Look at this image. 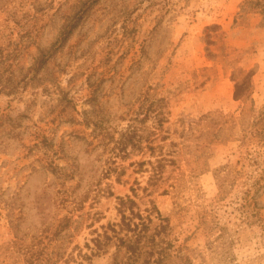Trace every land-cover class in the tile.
<instances>
[{
  "label": "rangeland",
  "instance_id": "rangeland-1",
  "mask_svg": "<svg viewBox=\"0 0 264 264\" xmlns=\"http://www.w3.org/2000/svg\"><path fill=\"white\" fill-rule=\"evenodd\" d=\"M263 128L264 0H0V264H144L126 196L164 264H264Z\"/></svg>",
  "mask_w": 264,
  "mask_h": 264
},
{
  "label": "trees",
  "instance_id": "trees-1",
  "mask_svg": "<svg viewBox=\"0 0 264 264\" xmlns=\"http://www.w3.org/2000/svg\"><path fill=\"white\" fill-rule=\"evenodd\" d=\"M70 31H71V28H68V29L65 28L62 31L60 35V39L57 41L56 47H59L62 44V42L66 39ZM52 53H53V50L52 51L50 50L48 52L47 57L51 56ZM245 85H248V83L246 82V79L236 84V87H235V90H236L235 97L236 98H239L242 96V88ZM164 114L162 115V118H161L162 124L167 122V118L164 116ZM216 118H218V120ZM219 119H220L219 115L214 116V117L212 115H205L199 119L198 121L199 123H195V124L196 126L198 124H204L205 126L206 124L207 127H210L211 125L221 126L223 121ZM252 133L253 132L250 130L248 133V136L249 134H250V137L254 136V134L252 135ZM204 135L205 134L202 135L201 133L199 137L201 138V136H204ZM184 139L186 140V138ZM203 144L202 146H204ZM148 147H149L148 149L150 150L153 149L152 146H148ZM163 162L172 163L173 161L162 157L159 161H157L156 164L149 163L151 167L149 178H152V180L156 181L158 178L162 177V172H163L162 169L164 168V165H165V163L163 164ZM231 168H232L231 164H225L218 171V173L222 172V175L218 176L219 177L218 179L219 188H220L221 194L224 192L226 185L229 183L227 176L231 173ZM250 193H251L250 189H247L246 192H244V194L246 195V199L241 205L242 208H245V207L254 208L255 202L251 198V196H249ZM117 205H118L117 213L119 215L120 222L119 224H116L115 226L118 227V231H116L113 227L109 226L110 231L113 234H117V233L119 234L124 231L125 234L122 237L116 238V245L123 247L131 254H136L139 252L140 244L144 240L146 244H148L149 246V251L145 252L146 255L149 257L146 259L144 264H164L166 258L168 257L167 247L169 244L165 243V246L158 245V243L155 242V237L159 234L166 233V231L169 229L168 220L160 215V212L158 211V209L153 203L151 204L152 206L149 210H145L146 211L145 216L138 210L135 201L129 196H126L124 198L122 197L117 198ZM153 216L155 219L158 220L159 223L157 226L154 227L153 233L150 235H147V233L149 232V226L153 220ZM252 217L258 220L257 214H254V212L250 215L245 214L244 216V218L246 219H249ZM205 229L209 230L210 228L206 227ZM101 237L104 240H102ZM111 238L112 237L109 236L107 234V231L105 230L102 236L98 234L95 238H93L92 242L96 249H100L103 246V244L108 243L111 240ZM85 257L88 258L87 256ZM78 264H82V262H79Z\"/></svg>",
  "mask_w": 264,
  "mask_h": 264
}]
</instances>
